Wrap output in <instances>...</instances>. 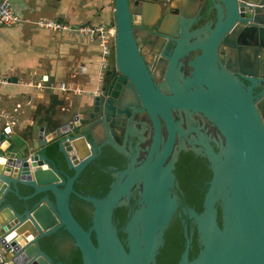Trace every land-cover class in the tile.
<instances>
[{
	"label": "water",
	"instance_id": "obj_1",
	"mask_svg": "<svg viewBox=\"0 0 264 264\" xmlns=\"http://www.w3.org/2000/svg\"><path fill=\"white\" fill-rule=\"evenodd\" d=\"M113 13L114 39L95 94L39 130L36 145L34 137L23 140L7 125L0 129V251L5 263L56 264L39 242L62 230L81 264H155L179 208L174 165L179 151L193 149L207 160L211 179L202 211L181 209L200 250L188 259L191 239L183 222L184 251L177 264H264V0H114ZM203 22L193 33L198 43L173 54L176 42L183 45L184 32ZM144 38L165 45L156 47L166 60H159L161 70L169 63L168 71L173 57L187 48L196 53L189 74L180 84L173 81L169 93L151 81L163 82L161 70L158 77L146 71L136 45ZM52 82L48 79L43 87L50 89ZM125 84L134 98L127 106L140 108L147 120L132 130L138 133L132 141L125 131L123 144L108 122L113 118L109 101ZM125 102L117 104L121 110ZM54 143L72 176L46 157L45 149ZM105 147L126 160L125 168L111 175L101 198L77 194L75 181ZM135 195L120 240L113 214L128 208ZM72 196L93 209L86 230L73 218Z\"/></svg>",
	"mask_w": 264,
	"mask_h": 264
},
{
	"label": "crops",
	"instance_id": "obj_2",
	"mask_svg": "<svg viewBox=\"0 0 264 264\" xmlns=\"http://www.w3.org/2000/svg\"><path fill=\"white\" fill-rule=\"evenodd\" d=\"M11 8L19 21L0 27V79L8 82L0 87V112L15 121L14 126L8 124L13 134L23 140L34 137L36 145L39 130L53 126L64 111L73 112L88 101L89 97L60 92L57 85L94 91L100 82L101 60L96 42L77 33L38 30L34 22L58 21L73 29L103 26L112 30L114 0H11ZM197 24L184 32L183 45L176 42L171 55L198 43L193 33L202 25ZM195 54L187 48L173 57L161 91L169 93L175 80L180 84L189 74L188 63ZM48 79L53 81L50 89L43 87ZM15 109L17 113L12 112ZM7 122L0 119V129Z\"/></svg>",
	"mask_w": 264,
	"mask_h": 264
},
{
	"label": "trees",
	"instance_id": "obj_3",
	"mask_svg": "<svg viewBox=\"0 0 264 264\" xmlns=\"http://www.w3.org/2000/svg\"><path fill=\"white\" fill-rule=\"evenodd\" d=\"M45 155L59 170L65 171L68 176L73 175L72 172L66 171L63 159L57 152V145L55 143L49 145L45 149ZM95 164H98L99 166ZM125 164L126 160L121 155L113 151L111 148L105 147L100 160H96L95 162L92 161L75 181L73 185L74 191L77 192L79 189L85 190L88 188L91 189V192L88 193L90 197L101 198L107 193L112 178L109 174L102 173L100 168L112 166L119 170L121 168L123 169ZM175 165L174 176L179 184L178 187L180 192H182L183 195V204L181 203V205L192 208L196 213H200L202 211V203L207 189L206 184H203V182L210 181L211 171L205 168L201 159H195L190 153H180L178 163H175ZM198 171H200V174ZM82 183L83 186L81 185ZM193 184L197 185V187L195 188ZM20 192L25 195L28 193V190L21 189ZM84 195L88 196L86 194ZM71 200L72 203L77 201L74 196L71 197ZM80 205V210L78 209V211H75V208H71L70 210L76 222L86 230L90 223L89 212L85 210L88 205L82 202ZM126 211V209H117L113 214V220L118 224V228L123 226L126 221ZM188 224L189 222L187 221V225ZM187 230H189V225ZM62 232V237L54 234L42 239L39 242L41 251L50 259H53V257L58 258L62 264H81L78 250L73 246L69 236L64 231ZM193 237L195 238V236ZM119 238L123 239L124 235H119ZM194 238L192 240V245H194ZM184 242L185 240L180 220L175 216L164 233L163 247L159 250L158 255L156 256L155 264H177L184 251ZM196 251L197 250L194 247L192 251L194 254L191 252L188 253L189 260L192 259Z\"/></svg>",
	"mask_w": 264,
	"mask_h": 264
},
{
	"label": "flooded vegetation",
	"instance_id": "obj_4",
	"mask_svg": "<svg viewBox=\"0 0 264 264\" xmlns=\"http://www.w3.org/2000/svg\"><path fill=\"white\" fill-rule=\"evenodd\" d=\"M203 24H204V22L200 23V24H197V26H201ZM136 45H137L139 54H140V56H141V58L143 60V63L145 65V68H146V71H147L148 75L152 76L153 72L155 71V72H157L156 74H157V77H158L159 74H160V70H161V68L163 66V64L161 62H159V60L160 59H162V61H166V60H164L160 56V54L158 52V49H156V47L158 45H161V46L165 47V45H162L161 43H158V41H150V40H148L146 38H144L143 41L142 40L141 41L137 40L136 41ZM163 50H164V48H163ZM166 55H167V53H166ZM163 57L165 58V56H163ZM166 57H168V56H166ZM168 64L169 63L165 64L164 69L161 70L162 75L164 74L162 76V78H164L162 83L161 82H156L154 77L151 79L152 82H155V84L158 87V89H160V87L165 84L166 71H167ZM126 85L127 84H125V89H121L120 91H114L115 94H116V97L113 100L109 101V114L112 115L113 118H109L108 125H110L111 132H112L113 136L116 137L117 140H119L123 136V139H122V143L123 144H125V131L128 134V137H131L130 140L132 141L138 135L137 132L133 133L132 130L133 129H138L141 126V123H142L140 121H143L144 118H145L144 117V113L140 112V108H137V107L133 108V107L127 106L129 104L133 105L132 103L134 102V98H133V94H132L131 90L128 87H126ZM121 88H123V86H121ZM124 98H126L125 110H121V108H119L117 104H121V101ZM117 111H121V112H117ZM122 111H128V115H126L125 113H122ZM197 119L200 120V121H203L205 124L209 125V123L206 120H204L202 117H200L198 115H197ZM95 134H96V138L100 137V131L98 129L95 130ZM117 140H115V142ZM111 141H112V139H111ZM176 144H177V142H176ZM208 146L210 148H212L213 152H215V153L217 152V150H216V148H215L213 143H209ZM104 149L105 148H103L100 151V153L97 154V156H96V158L94 159L93 162H95L96 160H100V158L102 157V153H103ZM180 153H186V154L190 153L195 159H198V158H199V160L201 159V162L203 163V165H205V168L209 169L207 160L200 156L201 153H202L201 151L193 150V149H187V151L181 150L178 153L176 163H178V159H179V154ZM126 164L124 165L123 169L125 168ZM95 165L99 166L98 164H95ZM175 168H176V165H174V171H175ZM123 169L121 168V169L118 170V169H116V167H112V166L109 167L108 166L106 168H100V171L102 173H104V174H109L111 176L112 174L120 172ZM174 171H173V174H174ZM198 173L200 174V171H198ZM175 182L177 183V186H179V184H178L176 179H175ZM207 183L208 182H203V184H206V186H207ZM81 185L83 186V183ZM193 186L195 188L197 187V185H195V184H193ZM90 192H91V189L86 188L85 190L79 189V190H77L76 193L81 195V196L82 195L85 196L84 194L88 195V193H90ZM173 194L176 196L177 201H178V205H179V208L176 211L174 217L177 216L179 218L181 226H183L182 225L183 222H185L186 225H187V219L181 213V209L183 207H185V206L181 205V203L183 204V201H182L183 195H182V192H180L179 187L177 189L173 190ZM88 197H90V196L88 195ZM93 198L98 199L97 197H93ZM136 198H137V196L135 195L134 198L128 202V204H129L128 208L124 207V208H119V209H124V210L126 209L127 210L126 213H128L129 210L131 211V210L135 209V206H134L135 204L134 203L136 201ZM81 202L82 201L77 199V201L72 203V200L70 198V203H71L70 209L71 208H73V209L75 208L74 209L75 211H78V209L80 210L81 209V205H80ZM82 203H84V202H82ZM85 204H87V203H85ZM87 205L88 206L85 208V210H87L89 212L90 220H91V215H92L91 213L93 212V209H92V207L89 204H87ZM124 217H125V215H124ZM90 220H89V222H90ZM117 225L118 224L115 223L116 229L118 230V237H119V235H123L122 234L123 226L118 228ZM188 225H189V230H187V233H188L189 238L191 239L189 252L192 253L193 248L195 247L197 251H196L194 256H196L198 254V250H200V248H199V245H198V242H197V237H196L194 228L190 224H188ZM188 225H187V228H188ZM89 226H90V223H89ZM89 226H87V229L89 228ZM62 233H63L62 230H59L57 235L62 237L63 236ZM193 236H195V238ZM193 238H194V245H192ZM119 239L122 240L121 238H119ZM192 254H194V253H192ZM194 256L192 257V259L195 258ZM52 260L56 264H62V262H60L58 260V258H56V257H53Z\"/></svg>",
	"mask_w": 264,
	"mask_h": 264
},
{
	"label": "built area",
	"instance_id": "obj_5",
	"mask_svg": "<svg viewBox=\"0 0 264 264\" xmlns=\"http://www.w3.org/2000/svg\"><path fill=\"white\" fill-rule=\"evenodd\" d=\"M19 21L18 16L13 12L11 8V0H0V27L2 26H13ZM35 27L38 30L50 31L58 34H74L77 33L81 38H85L90 42H96L100 51L101 60V74L99 76V81L101 80L106 67H107V55L109 54L113 39L114 30H109L103 26H85L77 29L71 28L69 25L58 22V21H36L34 22ZM8 82L5 79H0V87L6 86ZM39 85H37L38 87ZM57 89L62 93H72L81 96H92L95 92L83 91L77 87L67 86L64 83H59ZM13 113H17V110H13ZM0 119L9 120L7 122L10 126L15 125V121L11 119L8 114L0 112ZM0 264H6L4 261V255L0 251Z\"/></svg>",
	"mask_w": 264,
	"mask_h": 264
},
{
	"label": "clouds",
	"instance_id": "obj_6",
	"mask_svg": "<svg viewBox=\"0 0 264 264\" xmlns=\"http://www.w3.org/2000/svg\"><path fill=\"white\" fill-rule=\"evenodd\" d=\"M104 75V74H103ZM103 77V76H102ZM102 79V78H101Z\"/></svg>",
	"mask_w": 264,
	"mask_h": 264
}]
</instances>
